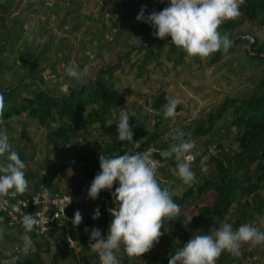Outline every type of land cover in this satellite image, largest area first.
I'll return each instance as SVG.
<instances>
[{"label":"rangeland","instance_id":"rangeland-1","mask_svg":"<svg viewBox=\"0 0 264 264\" xmlns=\"http://www.w3.org/2000/svg\"><path fill=\"white\" fill-rule=\"evenodd\" d=\"M123 1L126 2L125 15H122L114 29L107 30V33L112 37L109 39L105 38V41L110 40L111 44L110 47L108 44L106 45L107 48L103 52V59L92 61L87 65L82 64L81 66V63L78 62V48H73L70 43L63 42L62 51L70 55L68 56V60H71L70 66L78 67L86 73V80L95 77L101 67L115 62L121 57L120 68L114 72V82L121 93V98L115 103V110L114 112L111 110L110 117L112 119L120 118L126 108L130 115L146 119V127L150 132L137 140L140 143L154 142L161 150L168 149L174 143H177V141L172 139V135L177 130L183 131L185 138L191 139L195 143L194 152L197 155L192 164V169L196 175L194 184L189 187L177 175L173 174L171 169H174L177 164L174 157L171 159L162 157L163 165L157 171V179L160 184L175 193L182 194L185 190L192 187L197 189L195 185H199L211 169V158L215 157L225 160L233 157L239 150V142L237 139L238 128L233 123L235 117L233 107L225 110L222 117L215 121L212 129L206 134L193 135L196 128L207 122L210 111L215 110L225 99L264 93V85L260 84L264 76V65L249 67L242 61L246 47L252 49L253 45L258 44L264 46V24L259 23L257 20L244 18L240 24L232 28L221 26L220 30L228 32L230 37L238 39V42L232 51L214 62H209L212 55L201 60L199 57H189L186 54L184 58L179 59L175 52L172 51L171 45L161 40L151 42V49L149 50L147 47L141 48V44L146 41L125 30L123 25L126 20H136V11L134 9L139 2L144 1ZM169 2L170 0H157L154 5L163 9L168 6ZM41 31H39L41 34L33 39V48H27L24 51L25 53L23 52L20 56H12L19 58L16 60L17 67L22 64L21 71L13 72L18 80L27 78L30 75L34 63L36 64L34 69L37 71L38 77H42L43 81L45 79L40 69L42 64L41 56L48 49L52 50V42H55L61 36L55 35L51 29ZM59 33L63 35V31ZM70 34H64L66 41H68L67 36H70ZM249 42L251 47L248 44ZM4 45L5 43L0 44V47H2L0 49V84L2 85L7 84L4 82L7 74L5 68L8 62L11 63L7 59L8 57H4L1 53L5 47ZM75 47H77V44ZM59 74L60 78L65 79L62 71ZM67 78L68 80H74L69 76ZM80 83L82 82L74 80L73 84ZM160 92H163L169 100L177 99L180 101L179 104L182 108L176 110L174 121L164 116V107L156 108L152 106L153 100ZM113 113H117L116 117L112 116L114 115ZM153 135L158 136L156 139H152ZM37 151L44 153L45 148H40ZM22 155L24 156V154H20V156ZM36 156V158H40L37 152ZM50 157H45L44 161L47 165L53 166L51 162L53 158ZM83 170L86 173L84 177H89L86 167H83ZM261 195L263 194L250 195L243 199L248 198L252 202H256ZM236 207L237 202L233 204L225 215V221L232 223ZM197 215L198 209L195 207H183L181 208L180 217L165 221L164 227L161 228L163 235L159 243L154 246L156 251L165 255L168 249L182 238H191L202 225ZM254 220L255 224H250L256 227L259 226V229L264 231V210L256 215ZM218 226L216 224L215 227ZM213 227L211 229H214ZM233 229L235 230L236 228L233 226ZM250 248L252 250L249 251ZM240 251L241 254L239 256L245 258L247 264H251L254 261V257H264V252L258 250L250 243L244 244ZM223 254L234 257L227 251ZM162 255L154 258V264L161 262L163 259Z\"/></svg>","mask_w":264,"mask_h":264},{"label":"clouds","instance_id":"clouds-1","mask_svg":"<svg viewBox=\"0 0 264 264\" xmlns=\"http://www.w3.org/2000/svg\"><path fill=\"white\" fill-rule=\"evenodd\" d=\"M243 3L244 0H170L167 7L160 11L153 10L147 15V6H142L136 19L149 24L154 29L153 36L162 40L170 37L171 43L189 57L204 60L232 46L229 35L221 33L220 29L226 21L235 20L241 15L240 6ZM66 71L70 78L78 82L86 81V73L78 67L69 66ZM179 103L177 99L170 100L164 106V116L174 121ZM4 111L5 100L0 93V124L3 123ZM130 121L131 116L125 108L117 122V139L138 147L139 141L133 140ZM172 139L177 143L160 150L159 155L165 159L174 157L177 164L171 171L191 187L196 180L192 169L197 155L194 152L195 143L186 139L181 130H177ZM0 158H5L0 163V195H7L10 191L20 194L26 192V164L9 142L6 131H0ZM99 164L101 171L91 182L87 197L96 200L102 191L107 190L111 192L115 206L109 209L113 219L107 234L102 235L99 228L93 227L90 241H95L93 244L101 264H119L117 253L122 245L129 257H141L159 243L165 221L181 216V207L174 200L177 193L161 187L157 179V165L150 153L135 151L116 156L101 153ZM100 215L97 207L92 218L98 219ZM82 220L80 211L76 210L72 218L73 226L78 227ZM23 223L26 229L25 242L30 244L28 233L37 221L28 214ZM246 243L264 244V231L250 223L241 224L234 230L232 223L224 221L211 234L192 236L170 257L169 264H216L225 251L239 256L241 247Z\"/></svg>","mask_w":264,"mask_h":264},{"label":"crops","instance_id":"crops-1","mask_svg":"<svg viewBox=\"0 0 264 264\" xmlns=\"http://www.w3.org/2000/svg\"><path fill=\"white\" fill-rule=\"evenodd\" d=\"M47 1L0 0V44L5 43L1 53L11 61L5 68L7 74L4 82L8 85L18 81L13 72L21 71L22 64L17 67L16 60L19 58L12 56H20L27 48H33V39L41 34V30L51 29L55 35L61 37L52 42V50L48 49L41 56L40 69L45 77L43 85L51 92L64 93L74 80L67 78L66 69L70 66L71 60H68L70 55L62 51L63 42L78 48V62L81 66L103 59L106 45L110 47L111 44V41H105V38L112 37L107 30L114 29L122 15H125L126 2L123 0H53L52 4H48ZM143 1L153 4L157 2V0ZM60 31H63V35H60ZM64 34H70L67 36L68 41ZM76 44L77 47H75ZM59 70L62 71L65 79L60 78ZM112 110L114 112V107ZM113 114L112 116L116 117L117 113ZM0 131L7 132L9 142L19 156L24 154L20 156L26 164L25 176L28 181V190L24 193H31L44 185L58 191L77 188L85 180L86 173L83 167L88 169L94 165L95 159L99 158L102 147L108 141L107 135L100 129L98 122L90 124L83 120L70 141L50 142L44 125L27 111L3 118ZM40 148H45L44 153L37 151ZM36 152L39 153L40 158H36ZM50 156L53 158L51 159L53 166L47 165L44 161L45 157ZM4 161L5 158H0V163ZM95 209L91 203L82 207L80 211L83 217L82 223L78 227L73 226L71 230L73 242L68 240L62 228L59 227L54 229L51 240L36 236L31 231L28 233L31 237L30 244L25 242L26 229L9 225L6 217L0 213V257L11 252L16 245L26 244L29 259L27 264L100 263L99 253L93 244L95 241H90V232L93 227H97L102 235H106L113 217L99 209L100 218L93 219ZM71 215L73 218L72 213ZM254 246L264 252V244ZM161 255L153 247L150 252L141 257H129L123 245L117 253L119 264H154V258ZM253 260L251 264H264L263 256L254 257ZM216 264H247V260L240 256L230 257L223 254Z\"/></svg>","mask_w":264,"mask_h":264},{"label":"trees","instance_id":"trees-1","mask_svg":"<svg viewBox=\"0 0 264 264\" xmlns=\"http://www.w3.org/2000/svg\"><path fill=\"white\" fill-rule=\"evenodd\" d=\"M146 5L145 15L151 11H160L162 8L151 2H139L135 8L136 17L142 6ZM241 15L235 20L226 21L222 26L232 28L240 24L242 19L257 20L264 24V0H244L240 6ZM123 28L132 32L146 42L142 47L151 49V42L161 40L171 45L172 51L179 59L184 58L185 52L171 43V38L159 39L152 35L154 29L143 21L126 20ZM221 33H227L220 30ZM233 41L227 51L212 54L209 62H214L233 50L238 39ZM251 47V43H248ZM245 56L242 61L251 66L264 65V46L253 45L244 49ZM150 56V55H148ZM121 57L115 62L101 67L95 77L87 79L80 84H70L64 93H54L43 85L42 77H38L37 71L32 65L30 75L20 79L16 83L0 84V93L5 100L3 118H9L14 114L29 112L37 118L46 129L48 141H70L77 133L83 120L88 123L98 122L100 129L107 135L108 141L102 147L105 156L123 155L130 144L127 141L117 139L116 126L118 119H112L110 112L115 103L121 98V93L114 82V72L120 68ZM264 85V76L260 81ZM170 100L160 92L152 102L156 108L164 107ZM233 107L235 117L233 123L237 126V139L239 150L233 157L225 160L212 157L210 171L203 181L197 186L185 190L182 194L177 193L175 202L183 207H195L198 209L197 218L201 226L197 229L198 234H211L212 226L224 222L225 215L234 203L237 207L234 212L232 225L238 228L244 223L255 224V216L264 210V93L253 94L247 97L227 98L215 110L210 111L207 122L196 128L195 134L203 135L209 132L220 119L225 110ZM182 106L178 104L177 109ZM131 116V125L134 132L133 140L146 136L150 131L146 127V119L135 115ZM158 135L151 138L156 139ZM101 171L99 158L95 159L94 165L87 169V173L95 177ZM161 187H166L161 184ZM196 190V191H195ZM263 194L256 202H252L246 196ZM206 201V202H205ZM205 202V203H204ZM83 205H77L70 209L73 214L76 210L81 211ZM81 213V212H80ZM224 220V221H223ZM192 238V237H191ZM191 238H182L173 247H170L159 264H169V259L175 252L183 247ZM223 255V254H222ZM28 257L19 259L16 264H27Z\"/></svg>","mask_w":264,"mask_h":264},{"label":"built area","instance_id":"built-area-1","mask_svg":"<svg viewBox=\"0 0 264 264\" xmlns=\"http://www.w3.org/2000/svg\"><path fill=\"white\" fill-rule=\"evenodd\" d=\"M47 3L52 4L53 0H48ZM160 150L161 148L154 142H139L138 147L130 145L126 152L150 153L158 171L163 165L162 157L159 155ZM93 179L92 176L86 177L81 185L68 191L53 190L48 185L41 186L31 193L20 194L10 191L7 195H0V213L6 217L9 225L20 229H25L24 217L31 214L37 221L32 229L36 236L51 240L54 229L60 227L69 240L73 227L71 208L91 203L95 208L98 207L111 216L109 209L115 206L111 192L107 190L102 191L96 200L87 197ZM116 186H118V183L114 184L113 191ZM69 196L71 197V203L68 204ZM69 241L73 242L72 238ZM27 253L28 246L26 244L16 245L11 252L0 259V264H16L19 259L26 257ZM98 264H101V262Z\"/></svg>","mask_w":264,"mask_h":264}]
</instances>
